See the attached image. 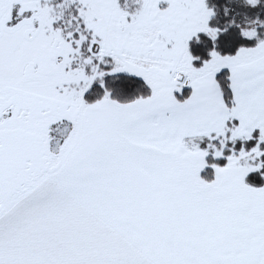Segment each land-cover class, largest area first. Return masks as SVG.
Here are the masks:
<instances>
[{
	"label": "snow or ice",
	"instance_id": "snow-or-ice-1",
	"mask_svg": "<svg viewBox=\"0 0 264 264\" xmlns=\"http://www.w3.org/2000/svg\"><path fill=\"white\" fill-rule=\"evenodd\" d=\"M0 264H264V0H0Z\"/></svg>",
	"mask_w": 264,
	"mask_h": 264
}]
</instances>
